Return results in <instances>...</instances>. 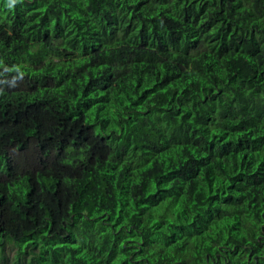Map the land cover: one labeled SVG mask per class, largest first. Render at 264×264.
Segmentation results:
<instances>
[{
	"label": "trees",
	"instance_id": "obj_1",
	"mask_svg": "<svg viewBox=\"0 0 264 264\" xmlns=\"http://www.w3.org/2000/svg\"><path fill=\"white\" fill-rule=\"evenodd\" d=\"M0 264H264V0H0Z\"/></svg>",
	"mask_w": 264,
	"mask_h": 264
}]
</instances>
